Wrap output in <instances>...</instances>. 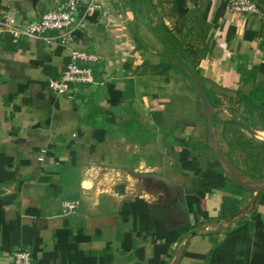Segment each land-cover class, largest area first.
<instances>
[{"label":"crops","instance_id":"0c3cea01","mask_svg":"<svg viewBox=\"0 0 264 264\" xmlns=\"http://www.w3.org/2000/svg\"><path fill=\"white\" fill-rule=\"evenodd\" d=\"M58 1L0 0V17L36 21ZM91 1L100 9L66 41L100 61L73 99L47 88L70 60L58 33L0 35V264L19 247L33 264H250L264 255V0L251 16L222 0H183L184 16L174 0ZM179 48L197 52L194 69L178 71ZM165 58L175 68L161 72ZM208 108L214 147L199 137ZM66 200L80 201L74 216Z\"/></svg>","mask_w":264,"mask_h":264},{"label":"built area","instance_id":"2783aa9c","mask_svg":"<svg viewBox=\"0 0 264 264\" xmlns=\"http://www.w3.org/2000/svg\"><path fill=\"white\" fill-rule=\"evenodd\" d=\"M222 8L246 16L259 14L258 6L251 0H222ZM99 9L100 5L93 1L82 5L81 0H60L36 21L21 23L13 15L0 17V35L8 34L14 40L30 38L49 45L55 39L50 34L58 33L57 38L62 39L69 50L70 60L59 77L49 81L47 88L57 96L73 99L78 86L94 84L93 68L100 61V56L72 48L66 38L71 30L86 23ZM79 12L81 14L78 18L76 15ZM44 153L43 150L42 154ZM38 160L42 161L43 156H39ZM79 208V200H66L62 202L60 212L64 217H71ZM11 264H33L29 249H15Z\"/></svg>","mask_w":264,"mask_h":264},{"label":"trees","instance_id":"16d2710c","mask_svg":"<svg viewBox=\"0 0 264 264\" xmlns=\"http://www.w3.org/2000/svg\"><path fill=\"white\" fill-rule=\"evenodd\" d=\"M174 2L177 4L176 6H174L173 10L177 13V15H180V16H184L186 13H187V10H185L183 7H184V1L183 0H174ZM176 31H178L179 33L181 32L180 29H176ZM166 32V30H165ZM175 42L173 39H171V43ZM177 43V42H175ZM178 45V43L176 44ZM176 48V47H175ZM177 49V48H176ZM179 52L178 53V57L176 58V60L181 64L182 62L181 59H184L186 60L187 62V65L189 67H191L192 69L195 68V61L197 58H199V55L197 54V52H189L188 50H181V48H179ZM193 50V49H192ZM182 53V54H181ZM201 55V54H200ZM203 55V54H202ZM182 65V64H181ZM158 68L161 69V72H166V71H169L170 69H174L175 67L171 64V62H167V63H162L160 66H158ZM203 93L206 97V99L208 100V103L210 104V106L214 107L217 103L216 101V96L211 92L210 89H207L203 86ZM241 100V98H240ZM131 124L130 123H127V124H124V126H130ZM185 147H188L189 143H184V142H181ZM240 147L246 151L249 150V154L252 155V152L255 147L250 144V143H245V142H241L240 143ZM258 149V148H256ZM264 150V149H263ZM222 191H231V190H239V189H236L235 188V185L230 182V181H227L225 186L221 188ZM241 191V190H239ZM238 191V192H239ZM198 205V211H202L201 209V206H200V201L197 202ZM224 203H230V204H233L236 202L232 201L231 199H224ZM202 205V204H201ZM234 206H230V209H229V214H233L236 210L235 208H233ZM255 226L258 228V229H263L264 228V225L261 223L260 221V218L258 215H256L255 217ZM256 237L258 238L259 242L261 243L262 246H264V232L262 233H259V234H256ZM149 264H160L159 261L155 258V257H151L150 260H149ZM250 264H264V255H256Z\"/></svg>","mask_w":264,"mask_h":264},{"label":"rangeland","instance_id":"374dc122","mask_svg":"<svg viewBox=\"0 0 264 264\" xmlns=\"http://www.w3.org/2000/svg\"><path fill=\"white\" fill-rule=\"evenodd\" d=\"M138 1H140V0H138ZM158 9H160L159 10V12L157 13V14H155V16L156 15H159L160 14V16L161 17H158L157 18V23H155V19H154V23H155V26H157L159 29H160V27H162L163 26V19L165 20V18H166V16H165V14H164V12H163V10H162V8L160 7H158ZM154 17V16H153ZM160 18H162L161 19V21L162 22H160ZM171 43V42H170ZM170 45V44H169ZM174 47H176V48H178V45H176V43L175 42H173V43H171V45H170V48H171V50H173V48ZM175 50H177V49H175ZM178 57V55H177V53H174L173 55H171L170 56V58H171V61L174 63V65L178 68V71H181V70H183L184 68H182V66H180V64H179V62L176 60V58ZM164 62L166 63V58H165V60H164ZM187 66V65H186ZM185 70V69H184ZM183 70V71H184ZM157 71H159V69H157ZM187 72H188V75H183L185 78H181V77H183V76H180L179 75V77L182 79V80H186L188 83V85H192V88L194 87V85L192 84V83H195L196 82V79H195V77H193V73L191 72V70H186ZM191 81H192V83H191ZM195 88V87H194ZM210 109L208 108V109H206V111L203 113V116H204V124H203V129L200 131V134H199V137L201 136L203 139H204V141L205 142H207V143H209V144H212L213 145V147H214V142L216 141V139L214 140V138L212 137L211 138V134H210V137H209V135L207 134V135H205V130H207V125H210V123H211V113H210ZM173 126H172V124L170 123L169 125H168V128L167 129H171ZM210 130H211V125L208 127ZM208 132V131H207ZM217 140H218V142H220V146H221V149H218V150H216V149H214L213 148V151L214 152H211L210 153V151H209V153H207L208 154V156H210V155H212V153H213V155H215V157L216 158H218V157H222V154H223V152H227V151H225L224 150V148H226L225 147V145L221 142V140H219V136L217 135ZM193 145V144H192ZM238 156H240L239 154H238ZM232 157H235L234 155H232ZM235 159H237V157H235ZM241 171V170H240ZM110 179V180H113V179H115L114 178V176H111V175H109V174H107L106 175V179ZM105 181V180H104ZM110 182V181H109ZM129 184H131V182L130 181H125L124 182V186L125 185H129ZM103 185H107L106 184V181H105V183L103 184ZM147 184H145V186H146ZM155 186H156V189H158V186H160V184H155Z\"/></svg>","mask_w":264,"mask_h":264},{"label":"water","instance_id":"95a60500","mask_svg":"<svg viewBox=\"0 0 264 264\" xmlns=\"http://www.w3.org/2000/svg\"><path fill=\"white\" fill-rule=\"evenodd\" d=\"M32 1H35V0H32Z\"/></svg>","mask_w":264,"mask_h":264}]
</instances>
